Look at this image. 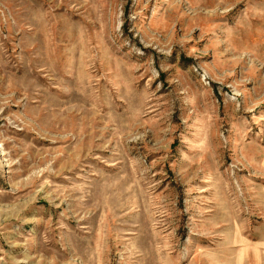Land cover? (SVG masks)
Here are the masks:
<instances>
[{
	"label": "rangeland",
	"instance_id": "1",
	"mask_svg": "<svg viewBox=\"0 0 264 264\" xmlns=\"http://www.w3.org/2000/svg\"><path fill=\"white\" fill-rule=\"evenodd\" d=\"M0 264H264V0H0Z\"/></svg>",
	"mask_w": 264,
	"mask_h": 264
}]
</instances>
